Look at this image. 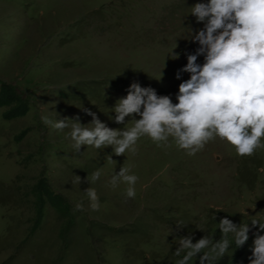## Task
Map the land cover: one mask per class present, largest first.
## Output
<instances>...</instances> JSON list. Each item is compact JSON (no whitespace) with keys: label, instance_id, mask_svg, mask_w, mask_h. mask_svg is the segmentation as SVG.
Wrapping results in <instances>:
<instances>
[{"label":"rangeland","instance_id":"1","mask_svg":"<svg viewBox=\"0 0 264 264\" xmlns=\"http://www.w3.org/2000/svg\"><path fill=\"white\" fill-rule=\"evenodd\" d=\"M179 1L0 0V184L11 190L0 202V264H50L56 255L58 236L47 222L24 238L34 223L37 185L73 207L82 227L67 235L75 264H178L180 237L218 241L221 218L264 222V137L251 156L218 137L188 155L172 137L156 142L146 135L134 153L115 156L110 146L83 145L76 152L70 128L56 130L41 119L79 116L87 125L92 117L83 109H89L111 129H131L128 117L125 125L114 122L113 108L133 82L177 103L189 74L177 80L176 73L187 64L186 53L199 47L189 29L203 28L191 7L208 0H186L187 9L171 12ZM122 166L138 177L134 198H125L126 183H110ZM97 169L99 180L83 182ZM88 187L98 194L99 210L90 207ZM47 198L44 209L52 213ZM178 221L186 226L178 229ZM256 230L214 264H250Z\"/></svg>","mask_w":264,"mask_h":264},{"label":"clouds","instance_id":"2","mask_svg":"<svg viewBox=\"0 0 264 264\" xmlns=\"http://www.w3.org/2000/svg\"><path fill=\"white\" fill-rule=\"evenodd\" d=\"M190 15L203 28L195 33L189 29L191 42L199 47L194 54L186 53L187 64L176 73L177 80L182 73L189 74V79L179 84L177 103L168 95H158L155 89L133 82L126 97L118 99L113 108L114 122L125 125L128 117L133 122L131 129H111L89 109H83L92 117L87 125L79 122V116L56 121L42 116L43 123L61 131L70 128L68 135L76 152L83 145L96 149L110 146L115 156H124L129 149L134 153L133 146L146 135L156 142L172 137L179 148L188 150V155H195L218 137L232 145L238 155L251 156L264 137V0H208L191 7ZM201 56L203 64L197 63ZM108 159L113 161L111 156ZM259 171L264 173V166ZM101 172L102 169L93 171L83 182L99 180ZM127 172L122 166L110 180L113 187L120 182L128 185L126 199L136 196L138 179ZM75 182L81 183V178L76 176ZM85 192L90 207L99 210L96 190L88 187ZM76 209L82 210L83 204H77ZM251 217V227L249 221L236 224L221 218L218 241L207 235L195 243L192 234L180 237L175 255H183L178 264H191L198 256L199 264H214L218 257L226 256L233 242L236 249L242 248L253 229L257 230L253 232L248 259L250 264H264V235L260 234L264 232V222ZM185 226L183 221L177 222L178 229Z\"/></svg>","mask_w":264,"mask_h":264},{"label":"trees","instance_id":"3","mask_svg":"<svg viewBox=\"0 0 264 264\" xmlns=\"http://www.w3.org/2000/svg\"><path fill=\"white\" fill-rule=\"evenodd\" d=\"M188 7L189 6L186 0H180L177 5H171V8L173 10L171 12L180 11L181 8L187 9ZM257 164L255 165V169H256ZM0 187H1L0 202L4 205L6 203L7 198L11 195V190H5L6 188H4L1 184H0ZM35 188H36L35 190L36 202L34 203L35 205L33 206L35 207L34 223L32 224L30 231L24 238L26 239L27 236L32 233L35 227L40 228L42 227V225L40 226L41 223L47 222L46 223L47 226L56 230V237L58 236V247L55 250L56 255L50 260V264H75L74 261L70 258L69 252H67V246H68L67 244H69V239H67V235L69 233V230L73 226H74L73 231L75 228L77 230L78 226L81 225L79 221H77V218L72 211L73 207H71V205L66 201V199L58 195L51 194L49 190H46V188H43L44 190H42V188H40L39 185H37V187ZM2 193H4V195H2ZM45 197L46 198L48 197L47 198L48 203L50 204V206H52L51 207L52 213H49L47 210L44 209ZM50 214H52L51 216L52 220L54 217V219L58 221L59 224L57 225V227L55 226V224H50V221H48V218H50ZM100 226H101V229L103 230L102 234L109 235L108 229H106V227L103 225H100ZM90 228L91 229L93 228L91 224H90Z\"/></svg>","mask_w":264,"mask_h":264}]
</instances>
